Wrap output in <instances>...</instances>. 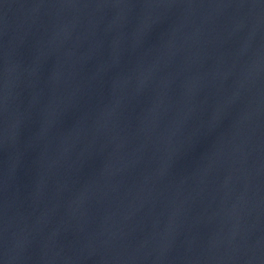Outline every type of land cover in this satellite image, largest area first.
<instances>
[{"label": "water", "instance_id": "water-1", "mask_svg": "<svg viewBox=\"0 0 264 264\" xmlns=\"http://www.w3.org/2000/svg\"><path fill=\"white\" fill-rule=\"evenodd\" d=\"M0 264H264V0H0Z\"/></svg>", "mask_w": 264, "mask_h": 264}]
</instances>
